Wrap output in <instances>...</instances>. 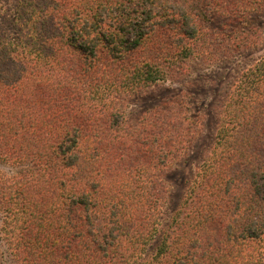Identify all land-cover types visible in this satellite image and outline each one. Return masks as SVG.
Masks as SVG:
<instances>
[{
  "label": "trees",
  "instance_id": "1",
  "mask_svg": "<svg viewBox=\"0 0 264 264\" xmlns=\"http://www.w3.org/2000/svg\"><path fill=\"white\" fill-rule=\"evenodd\" d=\"M263 11L0 0V237L16 264H264V56L234 81L181 199L169 182L194 138L184 94L127 111Z\"/></svg>",
  "mask_w": 264,
  "mask_h": 264
},
{
  "label": "rangeland",
  "instance_id": "2",
  "mask_svg": "<svg viewBox=\"0 0 264 264\" xmlns=\"http://www.w3.org/2000/svg\"><path fill=\"white\" fill-rule=\"evenodd\" d=\"M227 28L223 31L229 47L217 52L216 58L196 56L187 59L181 69H172L168 79L152 86L142 97L132 100L127 109L130 113H137L174 95L184 94L185 111L195 124L194 138L186 156L176 163V170L170 177L173 201L179 197L181 199L186 183L193 179L198 166L209 154L215 141L222 106L234 81L242 71L264 56V11L251 21L235 24V28L231 26L229 31ZM3 168L0 165V169ZM0 252L5 264H16L1 237Z\"/></svg>",
  "mask_w": 264,
  "mask_h": 264
}]
</instances>
